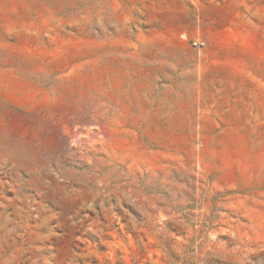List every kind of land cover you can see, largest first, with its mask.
Instances as JSON below:
<instances>
[{
	"label": "rangeland",
	"instance_id": "obj_1",
	"mask_svg": "<svg viewBox=\"0 0 264 264\" xmlns=\"http://www.w3.org/2000/svg\"><path fill=\"white\" fill-rule=\"evenodd\" d=\"M262 175L264 0H0V264H264Z\"/></svg>",
	"mask_w": 264,
	"mask_h": 264
},
{
	"label": "crops",
	"instance_id": "obj_2",
	"mask_svg": "<svg viewBox=\"0 0 264 264\" xmlns=\"http://www.w3.org/2000/svg\"><path fill=\"white\" fill-rule=\"evenodd\" d=\"M144 14V13H143ZM156 17L149 15L148 23L154 31L162 35L165 39L169 40L171 45L169 50H171L170 55L176 57L177 53L180 50V43H185L184 40L190 36L189 33V20H182L177 17H167L159 16V14L164 15L168 14L165 11H157ZM203 41L205 44L203 46H194L195 59L199 63H205L210 58V55L213 53V43L209 41L207 36L203 35ZM251 186L250 192V207L264 210V175L258 177L255 176L252 178L249 183Z\"/></svg>",
	"mask_w": 264,
	"mask_h": 264
}]
</instances>
